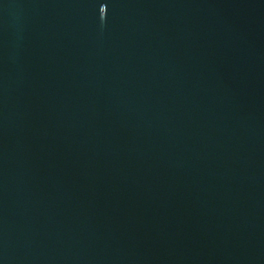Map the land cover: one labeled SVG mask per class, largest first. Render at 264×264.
Here are the masks:
<instances>
[{
  "label": "water",
  "instance_id": "95a60500",
  "mask_svg": "<svg viewBox=\"0 0 264 264\" xmlns=\"http://www.w3.org/2000/svg\"><path fill=\"white\" fill-rule=\"evenodd\" d=\"M0 264H264V0H0Z\"/></svg>",
  "mask_w": 264,
  "mask_h": 264
}]
</instances>
